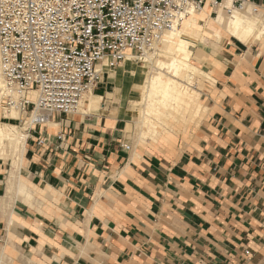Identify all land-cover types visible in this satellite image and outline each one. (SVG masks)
<instances>
[{
	"label": "crops",
	"instance_id": "obj_1",
	"mask_svg": "<svg viewBox=\"0 0 264 264\" xmlns=\"http://www.w3.org/2000/svg\"><path fill=\"white\" fill-rule=\"evenodd\" d=\"M228 1L202 0L201 9ZM243 1L264 19V0ZM198 44L215 86L200 99L193 139L187 132L178 146L175 133L167 144L124 149L128 112L105 101L100 84L113 88L121 76L139 93L138 75L102 73L78 114L21 128L12 186L0 162V238L10 233L49 264H245L243 250L251 260L263 253L264 34Z\"/></svg>",
	"mask_w": 264,
	"mask_h": 264
},
{
	"label": "built area",
	"instance_id": "obj_2",
	"mask_svg": "<svg viewBox=\"0 0 264 264\" xmlns=\"http://www.w3.org/2000/svg\"><path fill=\"white\" fill-rule=\"evenodd\" d=\"M202 0H0V99L6 112L45 126L53 114H78L99 81L98 67L143 63L165 32ZM243 0L232 10H243ZM253 12H257L253 8ZM21 122V120H18ZM126 150H129L126 147ZM243 256L250 261L248 249Z\"/></svg>",
	"mask_w": 264,
	"mask_h": 264
},
{
	"label": "bare ground",
	"instance_id": "obj_3",
	"mask_svg": "<svg viewBox=\"0 0 264 264\" xmlns=\"http://www.w3.org/2000/svg\"><path fill=\"white\" fill-rule=\"evenodd\" d=\"M229 5L227 8L231 9V2ZM253 8H251L252 13L256 14ZM200 10V14H196L198 11H192L178 28L165 32L154 48V50L158 48L157 51L144 54L143 63L149 64L147 71L141 67L142 70L137 74L138 70L132 65L131 60L122 62L126 64L125 76L138 75L135 84L142 94V98L132 100L130 103V108L137 119L135 121L137 142H148L146 138H150L153 142L159 140L160 136H163L160 145L170 142L169 133L179 121H182L184 111L198 94V90L187 89L182 77L187 70L195 71L202 63L207 65L205 52L196 46L202 43L199 40L202 33L210 34L218 41L232 36L244 44L258 40L264 33V26L262 30L258 28L261 22L251 13L249 14L246 8L240 11L233 10L230 15L224 13L222 9L212 13H208L205 9ZM199 22H203V25H199ZM97 69L99 76L102 73H114L110 71L108 61H104ZM145 73L146 77L143 75ZM0 113L7 116L0 115L6 117V120H15L10 117H21L26 120L24 124L28 123V119L23 114L16 111L8 113L2 109L1 99ZM16 128L13 125L0 123V145H6L8 148V153L4 155L0 153V158H6L18 166L25 151V135L18 132ZM8 247L6 245L5 248H1L0 255L9 251ZM260 264H264V261Z\"/></svg>",
	"mask_w": 264,
	"mask_h": 264
},
{
	"label": "rangeland",
	"instance_id": "obj_4",
	"mask_svg": "<svg viewBox=\"0 0 264 264\" xmlns=\"http://www.w3.org/2000/svg\"><path fill=\"white\" fill-rule=\"evenodd\" d=\"M229 2L230 1H228L225 5H223L221 8L217 9L216 11H219L220 9H222L224 11V8H227L229 6ZM247 11L249 12V14L251 13L254 18H257L261 22L259 24L258 28L263 29V27L261 28V26H262V21L264 19H262L259 14L254 15L252 13L251 8L247 9ZM213 12H215V11H213ZM200 13H201V10H200V12L198 11L196 14H200ZM224 13H226V12L224 11ZM199 25H203V23H199ZM199 40L202 41L203 44H200V45L203 48H205V47L211 48V46H213L214 43L220 42L222 39L218 41L212 35L207 34V33H202ZM208 42H210L211 46L208 45L209 44ZM196 46L198 47L199 44H197ZM157 49L158 48H156L154 51H157ZM131 63L136 68V70H138L137 74L140 72V70H142L141 67H144V71H147L149 68V64H147V63H138V62H133V61ZM125 66H126V64H123L121 62L116 67L109 68V69H110V71L115 72V71L123 69ZM204 71L205 72L208 71L206 67L197 66V70H195V71L187 70L182 77V81L186 85L187 89L199 90L200 92L198 91V94L196 96H194L195 98L192 99V101L189 103V107L184 111V114L182 115V118H181L182 121H179L176 124V126L171 130V132L169 133V137L171 138L170 142H171L172 138H174V140L176 139L175 133L179 136L178 140H177L178 146L182 145L180 143V142H183L181 138H183L185 133H187V132L189 133V139H191V138L193 139L194 132L200 124L199 117H200V113H201V109H202L200 99L202 101L206 102V98H207L206 95H207L208 91L210 90V88L215 86V84H214V86H212L209 81L205 80ZM143 75L146 77V73ZM121 78H122L121 76L119 78L117 77L116 82L112 83L113 88L117 89V94L113 90L112 87H109L107 82L106 83L103 82L100 84V80H99L98 83L100 85H102L103 91L105 92V98H104L105 101H107L112 106L121 107L123 109L122 112H124V110H126V112H128V116L125 115V117H127V118L125 119V122H124L125 127H124L123 134L125 136V143L122 145L123 148L124 149H126V147L130 148L131 146H134V144L142 145V144H148L149 143V144L160 145L163 136H160L158 138L159 140H155L153 142H152V140H150V138H146L148 142H146V141L137 142L136 141L137 134H136V130H135V121L137 119L133 114L132 118H131L132 121L130 120L132 112L128 109V105H129L130 99L135 98V100H136V99L142 98V94L140 91H139V93L134 91L132 89V87H130V84H128V82H124L125 80H120ZM108 93H110L112 95L109 98L107 96ZM0 115L3 116L4 114L0 113ZM4 116H6V115H4ZM6 117H4L5 119L0 117V123L1 124L5 123L8 125L16 126L17 131L21 132L22 134H23V132H22L21 128L23 129V127H26L25 131L28 129V123L26 125L24 124L26 121L25 118L22 119L21 117H18V118L10 117V119H15V120H6ZM18 120H21V122H19ZM25 134H27V133L25 132ZM130 144H131V146H130ZM143 147L145 148L146 146H143ZM0 153L3 155L8 153V148H6V145H0ZM0 159H2V160H0V162L6 164L8 170H12L10 173V180H11L10 184L12 186L14 183V179H15V175L13 172L16 171L18 166L12 164L11 161L6 159V158H0ZM0 207L4 209V207H2V206H0ZM10 209H11V207L6 208L5 210L8 211ZM11 225H12V223H11ZM6 244L13 245L18 250V253L15 254L13 251H11V249H10V251L3 253L2 255H0V264H28L26 262L25 258H31V257L34 258L36 261H38L39 264H49V262L39 253L34 254V253L30 252L28 248H20L16 244H14V239L10 235V233H8L5 237L0 238V246H5ZM248 250H250V249H248ZM19 257H20L21 263H18L17 261L13 260V259H18ZM263 258H264V248H263V253H261L255 260L248 261L245 259L244 261H245V264H260L261 261L262 262L264 261Z\"/></svg>",
	"mask_w": 264,
	"mask_h": 264
},
{
	"label": "snow or ice",
	"instance_id": "obj_5",
	"mask_svg": "<svg viewBox=\"0 0 264 264\" xmlns=\"http://www.w3.org/2000/svg\"><path fill=\"white\" fill-rule=\"evenodd\" d=\"M230 6V5H229Z\"/></svg>",
	"mask_w": 264,
	"mask_h": 264
}]
</instances>
